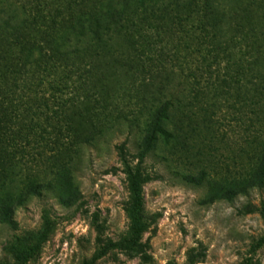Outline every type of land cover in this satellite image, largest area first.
I'll return each mask as SVG.
<instances>
[{"label": "rangeland", "instance_id": "374dc122", "mask_svg": "<svg viewBox=\"0 0 264 264\" xmlns=\"http://www.w3.org/2000/svg\"><path fill=\"white\" fill-rule=\"evenodd\" d=\"M208 1L203 44L185 0H0V95L19 118L0 149V264H264V39L253 65L240 54L264 35V0ZM71 44L99 97L36 77L7 87L14 65ZM169 92L189 98L146 142L148 108ZM122 150L150 177L137 243Z\"/></svg>", "mask_w": 264, "mask_h": 264}, {"label": "trees", "instance_id": "16d2710c", "mask_svg": "<svg viewBox=\"0 0 264 264\" xmlns=\"http://www.w3.org/2000/svg\"><path fill=\"white\" fill-rule=\"evenodd\" d=\"M185 1L188 3L187 6H189V9H191L190 15L186 17L187 18L186 20H190L193 23L195 22L197 23V29L200 31V34H202L203 36V38L201 37L203 40L202 42L203 44L206 43L205 39H207L208 35H210L209 39H211V42L213 43V41L216 39V32L213 27H212V30H210L209 28V26H211L210 23L213 18L212 5H210L208 0H185ZM165 5H167L168 8L169 7L174 8L176 6L181 7V5L178 3L177 4L169 3ZM262 30H264V28ZM261 34H257L255 30H251V32L250 33L248 32V34L244 38V41L247 43V51H244L243 48L240 51V54L243 57L244 63H248V65H253V62L251 61L252 57H247L246 53H249L250 51L249 46L251 45V43L258 42L259 40L260 42L263 41L262 39H264V35H261ZM79 41L82 42L81 39H79ZM28 42H31V40H28ZM75 44L77 45L79 43H75ZM73 45L74 44H71V46H68L66 49L52 48V50H50L49 53L48 51L41 52L39 56L40 59L37 62L38 66H36V68L33 70H27L28 64L26 63H24L22 67H19V68L18 66L14 65L11 68L10 72L8 73V77L11 73L12 74L16 73L17 75H14L13 78L10 77L9 80L6 78L7 87L11 85V82L16 84L19 81H24V79L26 80L27 77L28 78L36 77L37 79H40V81L42 82H48L51 86V89H54L60 93H63L64 95L66 91L68 90L69 94H72L73 91H77V92L82 91L83 93H86L88 95V98L90 96L93 97L94 94L97 97H99L100 94L102 93L101 90H97L96 92H93L95 90L94 87L93 88L88 87L90 86L89 83H91L89 73L92 75H96L93 73V68H92L93 66L90 65V68H89V65L86 64L87 59H90V54H88V52L85 50L84 52L86 53L83 55V50L75 48L73 47ZM32 53L33 52H31V54ZM18 55H20V53ZM262 55H263V51H260L259 58H261ZM128 57L131 62H134L138 65L141 64L140 60H137V57L135 55H131ZM156 66H157L156 71H160V68H158V66L160 65H156ZM161 68L164 69L163 67ZM151 69L152 68H150L149 70ZM23 71H24V74H23ZM53 72L55 74H53ZM61 72H63L62 74L63 76L62 75L60 76V79L58 80V82L56 83L49 82V78H52L53 75L58 76V74H61ZM263 72L259 73V76H258L259 82L261 83L264 82ZM84 76L86 77L84 78ZM86 78H88L89 83L87 82ZM71 81H73V83ZM84 82L85 84H82ZM260 88H262L261 91L263 93L264 85L260 84L259 89ZM190 91H192V89H189L188 92ZM11 93L10 94L8 92L4 93V97L2 96V98L0 95V98H1L0 99V116L2 117V120H3V121L2 120L0 121L1 123L0 129L2 130L0 136L2 140L3 133L5 131V134H4L5 140L3 141V143L7 144V145H2V141H0V149L4 147H6L7 149V147L9 146L15 147L13 143L15 142L16 137L14 136L15 133L13 131V127H14V123H16L15 121H17L19 118L12 114L13 113L12 106H8V105L6 106L5 104L6 98L7 99L11 98ZM182 94L183 95L181 96L179 95L178 97L173 92H169L166 94L164 99H159V100L152 102V104L148 108V117L145 122L146 124L144 128V133H143L144 141L152 143L156 139L155 133L157 131H166L170 129L171 124L168 121L170 120L172 116V110L176 108L179 109L181 105L183 104V101L184 100L186 101V99L189 98L186 96L185 92ZM7 104H8V101H7ZM189 104L194 105L191 103ZM261 107L263 108V111H264V104H262ZM2 126L6 127L4 131H3ZM120 155H121L123 164L125 165V171L129 177L130 189L133 194V204L135 208L133 212L131 213V217L133 220L132 230H133V242L137 243L140 237L142 236L143 232L147 228V224H145L142 221L141 212L144 206L143 186L147 182H149L150 177L143 176L141 174L139 166L137 165L136 167H134L131 161L127 158V155L125 154L123 150L121 151ZM260 157L261 158L258 160L256 164L258 166V169H255L254 175L256 176V174L259 173L260 179H261V178H264V152L261 154ZM251 173L252 172H250V174ZM246 264H250V260H247Z\"/></svg>", "mask_w": 264, "mask_h": 264}]
</instances>
